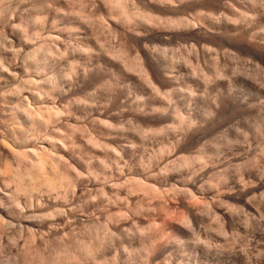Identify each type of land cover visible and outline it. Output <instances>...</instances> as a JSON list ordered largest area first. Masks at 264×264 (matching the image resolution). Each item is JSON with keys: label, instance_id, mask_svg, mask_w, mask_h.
<instances>
[{"label": "rangeland", "instance_id": "374dc122", "mask_svg": "<svg viewBox=\"0 0 264 264\" xmlns=\"http://www.w3.org/2000/svg\"><path fill=\"white\" fill-rule=\"evenodd\" d=\"M4 1L0 2V61L1 64L6 65V67L3 65V68L5 67L3 69L4 71H7L9 68V72L10 70L11 72L13 71L14 75L16 76H13L12 74L13 78L9 79L10 81H8V79L4 80L5 78L2 77L0 79V118L6 115L7 122L4 117L3 119H5L4 122L8 125L11 124L12 126H17L19 122V126L23 124L20 127L25 128L26 134H32H30V136L28 135L29 138H35V140L33 138L30 139L32 143H37V141L39 143L40 139L44 137L43 139L45 140V138L47 137L49 138L48 142L50 144L54 143L55 147H60H57V149L55 150H58L59 148L60 151V149L62 148L61 151L65 149L67 152L63 150L61 153V151H54V148L49 149V153H53V156L54 153L57 156L59 154L62 155H59L61 158L59 156L58 157L60 159L59 165L62 164L60 165V167L62 168H60V170L64 171L60 172L64 173V176L61 179L62 181H59V183H57L53 187V189L48 192H24L25 194H18L16 192L14 194L16 186H18L19 182L18 180H15V182L17 181V183L14 184V182H11L14 181L11 178L16 175L21 176V172L24 176V170L26 169L25 167L29 165V159L27 160L29 155H26V153H24L26 157L28 156L26 158L23 156V153V155L20 154L19 158L21 157L20 159H23V161L17 159L19 163L17 160H15L16 158L13 157L14 154L12 155L11 153L6 154V157L4 159H7L5 161L0 159V205L1 203H4V207L6 208L8 206L7 208H10L11 210L15 207L19 208V212L15 214H10V212L8 211L11 217L7 215L8 217L2 216L0 218V264H70V262L71 264H245V262L246 264H264V217L261 218L260 216L255 215L257 217V222H253L251 226L245 223L244 226V222H242L244 217H242V220L237 224L235 220L237 221L238 217L233 216V213L236 216L239 214V212L234 211V209L241 205V202H239L238 200L240 191L237 190V188L241 190L243 188V183L241 182L246 181L248 185L244 183V186H250L252 180L255 184V181L260 182H258L259 184L257 183L256 186L254 185L255 187L251 188V193H249L245 198L250 200L254 199L253 201H255V198H257L256 200L259 199V201H262L261 205L260 203H258V207L260 208L259 211L264 212V0H240L243 1L242 3L239 0H167V2L166 0H163L162 2H160L161 0H109V2L108 0H12L14 2H11L10 0ZM119 2L121 3L119 4ZM2 3L3 5H1ZM34 5H37L38 9H36L37 6ZM173 5L176 6L174 7ZM125 6L129 8L126 9L124 8ZM123 9H125L126 11H123ZM25 10H27L26 12L28 13H26ZM109 10L110 13L113 12L111 13L113 14V16L109 13ZM140 12L144 13H142L141 15ZM144 14L146 15L144 16ZM35 15L39 16L40 18H37V16L36 18L33 17ZM147 15H151V18H154L153 20L155 21H153L150 17L148 18ZM42 17L44 18L42 19ZM83 17H85V19H83ZM34 19L35 21H33ZM170 19L172 20L170 21ZM200 19H202L203 21ZM36 20L37 22L39 20V22L36 23ZM175 21L177 23H175ZM182 21L183 23H181ZM171 23L174 25H171ZM14 24L17 27H14ZM35 24L37 25L35 26ZM10 26H13L14 29L13 27L10 28ZM21 26L23 27L21 28ZM248 26H250V28H247ZM59 28L62 29L60 30ZM12 29L13 34L10 33ZM37 29H42L43 31H38ZM243 29L244 31H242ZM23 32L25 36H22ZM38 32L40 35L34 34ZM136 32L138 33V35L135 34ZM161 34L168 36V40H159L158 38ZM17 35H20L19 38H21V36L22 38H28L27 40H29V43L31 42L30 44H33L34 47L37 46L36 42L38 46H40V43L42 42L41 44L44 45L41 46L42 48L40 47L41 49H38L39 47L37 46L38 55H40L39 53L41 51V53L44 54L45 57V54L50 51L48 55H46L45 59L44 57L42 59L41 56L43 55H40L42 62H46L44 60L47 59L46 63H49L48 67L40 75H42V78H48V76L51 77L50 75L52 74V77L56 75L54 77V79H56L58 74V82H56L57 80L54 81V79L51 77L53 79L52 82L57 84H54V87H56L57 89H54L55 92L53 91V89H50L51 91H53L50 92V94L48 90L49 88H51L49 84L52 79H48L49 83H47V79L43 78V80L41 79V81H38V79L35 77L38 70L34 68L35 66H33L34 59H32L33 62L28 61L32 57L27 59V57L25 56L28 55H25L23 53L20 54L21 52L19 50H16L18 47L13 41L15 40V37H18ZM30 37L33 39V41ZM54 37L56 40L54 39ZM115 42L117 43V45ZM33 45L32 48H34ZM145 46H148L150 50L153 49L157 54L155 55V59L158 62L157 65H159L158 69L160 68L159 70H157L158 72L152 71L150 67L147 66L148 64L143 50L146 48L148 49V47ZM46 49L47 51H49L47 52ZM214 49H217L218 51ZM153 50L151 51L153 52ZM217 52H219V54ZM86 54H88V56ZM138 54L141 55L145 60L143 61L142 57ZM3 57L4 60H2ZM73 60H75L76 63ZM23 61L26 62L24 63V65H22ZM69 63L71 65L72 63L76 64L73 65L76 68H74L75 73L72 69L70 70V68L72 67H70ZM163 63L165 66L169 65L164 68L166 71H164L163 69V67H165ZM77 64L79 65L78 68ZM141 64L143 65V67L141 66ZM144 64H146V66L149 68L144 67ZM25 65H29L28 71L32 77H30V75L28 74V67L26 68V70L24 69ZM30 66L32 67L31 69ZM85 67L87 68L88 72L86 71ZM168 67H170L171 71ZM33 68L36 70L34 71ZM144 69H147L152 75L150 74L149 77L147 74H145L147 72H142L144 71ZM168 72H170L169 75H172L169 76ZM24 73H26L25 75L27 79H31L30 81L32 83L30 81H28L27 83L25 82L27 79L24 80ZM143 73L145 74V77H142ZM62 74L64 75V77H62ZM60 75L62 78L61 80ZM146 76L147 78H149L146 79ZM70 78L73 80L71 81ZM150 78L152 80L149 81ZM33 79L38 82H34ZM33 82L35 84L34 87L32 85ZM2 83H4V88L2 87ZM13 85H15V88H13ZM47 85H49V88H47ZM23 86L26 88H24ZM27 86H31L32 88H28ZM3 89L7 91H3ZM14 89H16L18 92ZM159 89L160 91L158 92ZM19 90H22L21 94L23 95L19 93ZM26 90L29 92H33L36 90L37 93H40L38 95L42 96H38L35 91V93L30 92L31 96L34 94L39 98L37 97V99H35V96L33 98L31 96L23 97L25 96L24 92ZM237 91H239V93ZM14 92H16V94H14ZM27 93L28 92H25V94ZM54 93H56V95ZM3 95L6 98H4ZM9 95L11 99L9 98ZM166 97L167 99H165ZM2 98L3 102H1ZM74 98L78 99L75 100ZM4 99L8 100H6L5 102ZM12 99H14V102L12 101ZM23 101H25L26 103H24ZM208 101L211 102L209 103ZM20 102L24 103L22 104L24 107L25 104H28L26 105L27 110L28 107L35 110L34 111L33 109H29V111L32 112H29L30 114H32V119L30 120L31 123L33 122L31 124L32 126L29 125L30 121L28 122L29 124L27 123L30 127H28L26 123H23L21 119L19 120L15 116H13L14 111L15 113L17 112L14 105H16V103L21 104ZM209 104L212 105L210 106ZM218 104L220 106H217ZM41 105H45L47 107L44 106V108ZM37 106H41V114L42 112L44 114L43 116L40 114V116L46 118L42 120L38 115V117L43 122H39L40 119L37 120L38 118L36 115L39 112V109L37 110ZM9 110L12 112H7ZM36 110L37 113H35ZM181 111L182 113H180ZM215 111L216 113H214ZM33 112L35 113V118L37 119L33 118ZM56 113L58 114V116ZM71 115L72 118L70 117ZM209 115L211 116L210 118L208 117ZM10 116L13 118H11ZM183 116L185 117V119L187 118L186 120H184L188 125L183 120ZM205 116L207 118H205ZM54 117L58 120L55 121ZM78 118L81 120H79ZM48 120L51 122H49ZM206 120L207 122H205ZM57 122H59V124ZM238 122H240V124ZM173 123L175 124V127ZM37 125H39V127H37ZM192 126L194 127L193 129H191ZM56 128L58 131H54ZM72 128L74 129L72 130ZM39 135L42 136L39 137ZM243 138H245L244 140L248 139L246 140L247 142H244ZM240 142H244V144H241ZM225 144H227V146ZM54 146L52 145V147ZM169 152H171L170 154L173 153L175 155H171L172 157H168L170 156ZM78 154H80V156ZM56 157L54 156L55 159H57ZM187 157L189 160L186 159ZM183 158L184 161L188 160L187 162H190H184ZM256 158L259 161H257ZM210 159H213L211 160L212 162H210ZM68 161L69 164H65V162ZM200 161L202 163H200ZM22 162L23 164L20 165ZM84 162H86V164ZM7 163L8 168L11 164V167L9 169L6 168ZM255 163L256 166L254 167ZM206 164L210 165L207 166ZM251 165L252 167H250ZM88 167H90L91 170ZM180 168L183 170H181ZM237 168L239 169L238 171L236 170ZM242 168L244 171L242 170ZM249 168L253 169L251 170ZM225 169H228L229 171L226 172ZM235 170L237 173L235 172ZM18 172L20 174H18ZM93 172L96 174H93ZM197 172L200 174H198ZM220 172L224 173H222L223 176ZM192 174L194 175L192 176ZM10 175L13 176L11 177ZM95 177L98 179L96 180ZM240 177L243 178V180ZM187 178L190 180H194L188 181ZM24 180L26 179H23L22 181ZM224 180H226V183L223 182ZM102 181L104 183H102ZM105 181H108V183H106ZM184 181H188L189 183L186 184V182ZM253 182L251 185L254 184ZM28 183L30 182H27L26 185H28ZM58 184L60 186H58ZM108 184L110 185V187ZM113 184L114 186H116V188L112 186ZM200 184L201 187L199 188ZM139 186H147L148 188L146 189V191L148 192H146L143 188L144 191L142 190V193V191L139 189ZM118 187L121 188L118 190ZM132 187L134 189H132ZM179 188L182 190V192ZM185 188H189L190 190L192 189V192ZM102 189H104L106 192H104V190ZM113 189L114 191H112ZM131 189L133 190V192ZM154 189L156 191H154ZM187 190L188 192H186ZM231 190L233 192H231ZM158 191L159 194L156 193ZM219 191L221 194L219 193ZM131 192L132 194H130ZM167 192L169 193V195ZM12 194L14 195V197ZM43 194H45V196ZM161 194H163V197L161 196ZM129 195H131L133 198ZM151 195L154 196V198ZM166 195H168L169 197ZM215 195L217 197L220 196L222 199H220L219 197L218 198L222 202L220 201V203H218L219 200L217 201ZM158 196L161 198H159ZM195 196L197 199L195 198ZM7 197L12 198V200ZM29 197L33 199L32 204H30L31 202L29 203V201H31ZM203 197L204 199H202ZM94 198L95 201H91ZM118 198L120 199L118 200ZM260 198H263V200H261ZM151 199L154 200L152 201ZM193 199H196L198 203ZM158 200H160L161 203ZM81 201L83 202V204ZM151 201L152 203H150ZM162 201L165 202L163 203ZM173 201L175 203L172 204ZM167 203H171L172 205H168ZM216 203L217 205L223 204L222 208L226 207L225 211L227 212L231 211V208L233 207L231 211L232 213H229L232 214L234 219L225 218V216L220 212L221 207L218 206V208H215ZM229 203L231 204V206ZM234 203L238 204L235 205ZM38 204L39 207H41L36 210ZM62 204L65 205L63 211L61 208H63L64 205L62 206ZM79 205H83V208ZM162 205H165V207H163ZM167 205L169 207H167ZM147 207L150 208L148 209ZM161 207H163L164 210L160 209ZM190 207L192 209H190ZM68 208L74 209L70 210ZM77 208L79 209L78 213L80 214V218L75 217L72 213V210L77 212ZM56 209L60 210L57 211ZM82 209L84 210V212L81 211ZM165 209L168 210L167 214L162 212H166ZM69 210L71 213H69ZM191 210L196 214V218H192L191 215H189ZM60 211H65L66 214L61 213ZM246 212L245 214L247 216H252V212L248 210ZM183 217L187 218L186 220H188V223H183L181 221L184 220L185 222V218L183 219ZM188 217L190 219H188ZM219 217L222 218V221H218V219H220ZM224 220L227 222H225ZM261 220L263 221V223ZM219 222H221L222 224H220ZM223 223H225L224 229H222ZM240 223L242 225H239ZM253 225L255 227L257 226V229L253 227ZM51 227H53V229ZM220 228L222 230H220ZM223 230L225 231V234L222 232ZM34 232L36 236L33 237ZM44 232H47L48 234ZM63 234H65V236ZM245 236L248 238H246ZM237 240H239L238 243ZM92 247L95 251L92 249ZM90 249L93 251H91ZM83 250H88L89 252L91 251V253H89L88 251L86 253L84 251L88 256L87 259L86 255H84L83 253ZM241 251L245 254H241ZM237 252L240 253L238 254ZM232 254H237L236 256L239 259H237V257L233 256ZM240 255L241 257H239ZM260 258H262L261 262L256 260H260Z\"/></svg>", "mask_w": 264, "mask_h": 264}, {"label": "bare ground", "instance_id": "6f19581e", "mask_svg": "<svg viewBox=\"0 0 264 264\" xmlns=\"http://www.w3.org/2000/svg\"><path fill=\"white\" fill-rule=\"evenodd\" d=\"M1 1H4V0H0V2H1ZM10 1H11V2H14V1H12V0H10ZM17 1H18V0H17ZM23 1H24V0H23ZM30 1H31V0H30ZM41 1H42V0H41ZM124 1H125V0H124ZM130 1H131V0H130ZM159 1H160V0H159ZM162 1H163V0H161L160 2H162ZM174 1H175V0H174ZM184 1H185V0H184ZM239 1H240V0H239ZM246 1H247V0H246ZM4 2H5V1H4ZM108 2H109V0H108ZM113 2H114V1H113ZM154 2H155V1H154ZM166 2H167V0H166ZM171 2H172V1H171ZM171 2H169V3H171ZM240 2L242 3L243 1H240ZM240 2H239V3H240ZM254 2H255V1H254ZM42 3H43V2H42ZM110 3H111V2H110ZM120 3H121V2H119V4H120ZM135 3H136V2H135ZM158 3H159V2H158ZM178 3H179V2H178ZM251 3H253V2H251ZM12 4H13V3H12ZM67 4H68V3H67ZM103 4H104V3H103ZM119 4H116V5H119ZM172 4H175V3H172ZM248 4H249V3H248ZM254 4H255V3H254ZM1 5H3V3H2ZM22 5H23V4H22ZM38 5H39V4H38ZM91 5H92V4H91ZM135 5H136V4H135ZM135 5H134V6H135ZM242 5H243V4H242ZM252 5H253V4H252ZM31 6H32V5H31ZM34 6H37V5H34ZM52 6H53V5H52ZM128 6H129V5H128ZM132 6H133V5H132ZM138 6H139V5H138ZM162 6H163V5H162ZM173 6L175 7L176 5H173ZM231 6H232V5H231ZM19 7H20V6H19ZM21 7H23V6H21ZM111 7H112V6H111ZM114 7H115V6H114ZM116 7H117V6H116ZM129 7H130V6H129ZM129 7H128V8H129ZM10 8H11V7H10ZM30 8H31V7H30ZM33 8H35V7H33ZM47 8H48V7H47ZM47 8H46V9H47ZM118 8H120V7H118ZM124 8L128 9L126 6H125ZM36 9H38V6H37ZM36 9H34V10H36ZM41 9H42V8H41ZM61 9H62V8H61ZM106 9H107V8H106ZM110 9H111V8H110ZM132 9H133V8H132ZM134 9H135V8H134ZM137 9H138V8H137ZM170 9H171V8H170ZM2 10H3V9H2ZM17 10H18V9H17ZM34 10H33V12H34ZM39 10H40V9H39ZM47 10H48V9H47ZM50 10H51V9H50ZM58 10H59V9H58ZM129 10H130V9H129ZM139 10H140V8H139ZM146 10H147V9H146ZM157 10H158V9H157ZM0 11H1V10H0ZM26 11H27V10H25V12H26ZM61 11H63V10H61ZM105 11H106V10H105ZM112 11H113V10H112ZM117 11H118V10H117ZM123 11H126V10L123 9ZM123 11H122V12H123ZM166 11H167V10H166ZM23 12H24V11H23ZM33 12H31V13H33ZM144 12H145V10H144ZM144 12H140L141 15H142V13H144ZM17 13H18V12H17ZM26 13H28V12H26ZM29 13H30V12H29ZM66 13H67V12H66ZM109 13H110V10H109ZM111 13H113V12H111ZM111 13H110V14H111ZM130 13H131V12H130ZM134 13H136V12H134ZM140 13H138V14H140ZM153 13H154V12H153ZM224 13H225V12H224ZM8 14H9V13H8ZM13 14H14V13H13ZM35 14H36V13H35ZM39 14H40V13H39ZM56 14H57V13H56ZM119 14H120V13H119ZM122 14H125V13H122ZM148 14H149V13H148ZM37 15H38V14H37ZM37 15H35V16H33V17L36 18ZM111 15L113 16V14H111ZM111 15H110V17H111ZM120 15H121V14H120ZM141 15H140V16H141ZM145 15H146V14H144V16H145ZM21 16H22V15H21ZM28 16H29V15H28ZM130 16H131V15H130ZM137 16H138V15H137ZM147 16H148V18H149V17H150V18L152 17L151 15H147ZM156 16H157V15H156ZM184 16H185V15H184ZM213 16H214V15H213ZM3 17H4V16H3ZM86 17H87V16H86ZM138 17H139V16H138ZM210 17H211V16H210ZM20 18H21V17H20ZM31 18H32V17H31ZM37 18H40V17L37 16ZM43 18H44V17H42V19H43ZM127 18H128V17H127ZM145 18H147V17H145ZM160 18H161V17H160ZM180 18H181V17H180ZM184 18H185V17H184ZM199 18H200V17H199ZM221 18H222V17H221ZM2 19H3V18H2ZM83 19H85V17H83ZM98 19H99V18H98ZM111 19H112V18H111ZM111 19H110V20H111ZM134 19H135V17H134ZM151 19H152V18H151ZM153 19H154V18H153ZM153 19H152V20H153ZM158 19H159V18H158ZM195 19H196V18H195ZM197 19H198V18H197ZM203 19H205V18H203ZM218 19H219V18H218ZM225 19H226V17H225ZM54 20H55V19H54ZM100 20H101V19H100ZM121 20H122V19H121ZM156 20H157V19H156ZM165 20H166V19H165ZM171 20H172V19H170V21H171ZM178 20H180V19H178ZM200 20H202V19H200ZM12 21H13V20H12ZM21 21H22V19H21ZM33 21H35V19H34ZM101 21H102V20H101ZM144 21H145V20H144ZM149 21H150V19H149ZM153 21H155V20H153ZM159 21H160V20H159ZM170 21H169V22H170ZM176 21H177V20H176ZM176 21H175V23H177ZM183 21H184V20H183ZM183 21H182L181 23H183ZM188 21H189V20H188ZM198 21H199V20H198ZM202 21H203V20H202ZM217 21H218V20H217ZM13 22H14V21H13ZM15 22H16V21H15ZM38 22H39V20H38ZM38 22H37V20H36V23H38ZM85 22H86V21H85ZM90 22H91V20H90ZM116 22H117V21H116ZM118 22H120V21H118ZM131 22H132V20H131ZM133 22H134V21H133ZM162 22H163V21H162ZM162 22H161V23H162ZM172 22H173V21H172ZM178 22H179V21H178ZM199 22H200V21H199ZM220 22H221V21H220ZM232 22H233V21H232ZM232 22H231V23H232ZM1 23H2V22H1ZM11 23H12V22H11ZM86 23H87V22H86ZM106 23H107V22H106ZM114 23H115V22H114ZM154 23H155V22H154ZM158 23H159V22H158ZM167 23H168V22H167ZM181 23H180V24H181ZM188 23H189V22H188ZM195 23H196V22H195ZM202 23H203V22H202ZM214 23H215V22H214ZM239 23H240V22H239ZM17 24H18V23H17ZM19 24H20V23H19ZM21 24H22V22H21ZM115 24H116V23H115ZM117 24H118V23H117ZM123 24H124V23H123ZM128 24H129V23H128ZM138 24H139V23H138ZM221 24H222V23H221ZM12 25H13V24H12ZM23 25H24V24H23ZM33 25H34V24H33ZM36 25H37V24H35V26H36ZM96 25H97V24H96ZM96 25H95V26H96ZM133 25H134V24H133ZM151 25H153V24H151ZM159 25H160V24H159ZM159 25H158V26H159ZM171 25H174V24L171 23ZM182 25H183V24H182ZM209 25H210V24H209ZM218 25H219V24H218ZM231 25H232V24H231ZM231 25H230V26H231ZM237 25H239V24H237ZM237 25H236V26H237ZM120 26H121V25H120ZM127 26H128V25H127ZM129 26H131V25H129ZM149 26H150V25H149ZM166 26H167V25H166ZM168 26H169V25H168ZM185 26H186V25H185ZM193 26H194V25H193ZM12 27H13V26H12ZM12 27L10 26V28H12ZM14 27H17V26H15V24H14ZM14 27H13V29H14ZM22 27H23V26H21V28H22ZM41 27H42V26H41ZM54 27H55V26H54ZM125 27H126V26H125ZM136 27H137V25H136ZM141 27H142V26H141ZM178 27H179V26H178ZM183 27H184V26H183ZM196 27H197V26H196ZM201 27H202V26H201ZM243 27H244V26H243ZM27 28H28V27H27ZM35 28H36V27H35ZM39 28H40V27H39ZM42 28H43V27H42ZM50 28H51V27H50ZM70 28H72V27H70ZM91 28H92V27H91ZM150 28H151V27H150ZM155 28H156V27H155ZM167 28H168V27H167ZM167 28H166V29H167ZM192 28H193V27H192ZM192 28H191V29H192ZM220 28H221V27H220ZM220 28H219V29H220ZM227 28H228V26H227ZM227 28H226V29H227ZM237 28H238V27H237ZM237 28H236V29H237ZM239 28H240V26H239ZM247 28H250V26H248ZM13 29H12V31L10 32L11 34H13ZM17 29H18V28H17ZM59 29H60V28H59ZM61 29H62V28H61ZM61 29H60V30H61ZM111 29H112V28H111ZM182 29H183V28H182ZM193 29H194V28H193ZM224 29H225V28H224ZM23 30H24V29H23ZM25 30H26V29H25ZM27 30H28V29H27ZM37 30L40 31V30H42V29H40V30L37 29ZM37 30H36V32H37ZM44 30H45V29H44ZM57 30H58V29H57ZM77 30H78V29H77ZM178 30H180V29H178ZM231 30H232V28H231ZM240 30H241V29H240ZM240 30H239V31H240ZM246 30H247V29H246ZM15 31H16V30H15ZM18 31H19V30H18ZM18 31H17V32H18ZM42 31H43V30H42ZM71 31H72V30H71ZM73 31H74V30H73ZM92 31H93V30H92ZM98 31H99V30H98ZM126 31H127V30H126ZM130 31H131V28H130ZM173 31H174V30H173ZM173 31H172V32H173ZM211 31H212V30H211ZM239 31H238V32H239ZM242 31H244V29H243ZM259 31H260V30H259ZM34 32H35V31H34ZM44 32H45V31H44ZM50 32H51V31H50ZM104 32H105V31H104ZM116 32H117V31H116ZM141 32H143V31H141ZM149 32H150V31H149ZM169 32H170V31H169ZM228 32H229V31H228ZM52 33H53V32H52ZM63 33H64V32H63ZM63 33H62V34H63ZM81 33H82V31H81ZM133 33H134V32H133ZM233 33H234V32H233ZM233 33H232V34H233ZM236 33H237V31H236ZM18 34H20V33H18ZM34 34H37V35H38L39 32H38V33H34ZM41 34H43V33H41ZM50 34H51V33H50ZM110 34H111V33H110ZM115 34H116V33H115ZM135 34L138 35L137 32H136ZM143 34H144V33H143ZM143 34H141V35H143ZM146 34H147V33H146ZM148 34H149V33H148ZM229 34H230V33H229ZM23 35H24V32H23L22 36H23ZM27 35H28V33H27ZM39 35H40V34H39ZM48 35H49V34H48ZM117 35H118V33H117ZM263 35H264V34H263ZM17 36H18V37H15V40L13 41V42L16 43V45H17V47H18L16 50H19V51L21 52V53L19 52L20 54L23 53V54H25V55H28L29 57H28V56H25V57H27V59H29V58L32 57V58H31L30 60H28V61L33 62L32 59H34L33 66H35L34 68H36V69L38 70L37 74L35 73V74H36L35 77L38 79V81H41V79L43 80V78H45V79H47V80H46L47 83H49V82H48V81H49L48 79H52V78L54 79V77H55L56 75H54V77H52V74H51L50 76H51L52 78L49 77V76H48V78H46V77H43V78H42V77H41L42 75H40V74H41V73H42V72L48 67V64H49V63H46V62H47V59L44 60V61H46V62H42V59H43V57H44V54H42L40 50H39V51H40L39 54H40V55H43V56H41L42 59L40 58V55H38V53H37V50H38V49H41V48H42L41 46H43L44 44L42 45V44H41L42 42H41V43H40V46H38V44H37V42H36V45L39 47V48L37 49V46L34 47L33 44H30L31 42L29 43V40H27L28 38H24V37L22 38V36H21V38H19L20 35H17ZM24 36H25V35H24ZM30 36H31V35H30ZM50 36H51V35H50ZM50 36H49V37H50ZM76 36H77V35H76ZM76 36H75V37H76ZM101 36H102V35H101ZM107 36H108V35H107ZM147 36H148V35H147ZM28 37H29V36H28ZM33 37H34V35H33ZM36 37H38V36H36ZM36 37H35V38H36ZM40 37H41V36H40ZM49 37H48V38H49ZM69 37H70V36H69ZM252 37H253V36H252ZM30 38H31V37H30ZM44 38H45V37H44ZM48 38H47V39H48ZM52 38H53V37H52ZM52 38H51V39H52ZM96 38H97V37H96ZM157 38H158V37H157ZM233 38H234V37H233ZM12 39H13V38H12ZM31 39H32V38H31ZM38 39H39V38H38ZM54 39H55V37H54ZM54 39H53V40H54ZM60 39H61V38H60ZM158 39L161 40V41H167V40H168V36L161 34V35L159 36ZM259 39H260V38H259ZM5 40H6V39H5ZM34 40H35V39H34ZM45 40H46V39H45ZM55 40H56V39H55ZM58 40H59V39H58ZM110 40H111V39H110ZM117 40H118V39H117ZM9 41H10V40H9ZM11 41H12V40H11ZM32 41H33V39H32ZM37 41H38V40H37ZM58 42H59V41H58ZM106 42H107V41H106ZM4 43H5V42H4ZM10 43H11V42H10ZM15 43H14V44H15ZM32 43H33V42H32ZM34 43H35V42H34ZM110 43H111V42H110ZM112 43H113V42H112ZM115 43H116V42H115ZM6 44H7V43H6ZM65 44H66V43H65ZM99 44H100V43H99ZM118 44H119V42H118ZM7 45H8V44H7ZM10 45H11V44H10ZM12 45H13V44H12ZM32 45H33L34 48H32ZM54 45H55V44H54ZM100 45H101V44H100ZM116 45H117V43H116ZM207 45H208V44H207ZM13 46H15V45H13ZM13 46H11V47H13ZM123 46H124V45H123ZM163 46H164V45H163ZM15 47H16V46H15ZM40 47H41V48H40ZM49 47H50V46H49ZM57 47H58V46H57ZM145 47H148V46H145ZM150 47H151V45H150ZM156 47H157V46H156ZM182 47H183V46H182ZM3 48H4V46H3ZM45 48H46V47H45ZM60 48H61V47H60ZM100 48H101V47H100ZM137 48H138V47H137ZM49 49H50V48H49ZM69 49H70V48H69ZM76 49H77V48H76ZM76 49H75V50H76ZM156 49H157V48H156ZM43 50H45V49H43ZM43 50H42V51H43ZM50 50H51V49H50ZM52 50H53V49H52ZM87 50H89V49H87ZM106 50H107V49H106ZM118 50H119V49H118ZM151 50H153V49H151ZM151 50H150V48L148 47V49L146 48V49H144L143 51H144V54H145V58H146V60H147V64H148L147 66H149L150 69H151L152 71L155 72V71L159 70L160 68L158 69V66H159V65H157L158 62H157V60L155 59V57H156L155 55H157V54L154 52V50H153V52H152ZM209 50H210V48H209ZM214 50H217V49H214ZM1 51H2V50H1ZM9 51H10V49H9ZM11 51H12V50H11ZM39 51H38V52H39ZM46 51H47V49H46ZM48 51H49V50H48ZM48 51H47V52H48ZM72 51H74V50H72ZM159 51H160V48H159ZM159 51H158V52H159ZM204 51H205V50H204ZM217 51H218V50H217ZM227 51H228V50H227ZM5 52H6V50H5ZM15 52H16V51H15ZM49 52H50V51H49ZM49 52H48V53H49ZM60 52H61V51H60ZM83 52H84V51H83ZM86 52H87V51H86ZM93 52H94V51H93ZM113 52H114V51H113ZM113 52H112V53H113ZM138 52H139V51H138ZM209 52H211V51H209ZM209 52H208V53H209ZM2 53H3V52H2ZM10 53H12V52H10ZM48 53L45 54V57H46V55H48ZM118 53H119V52H118ZM122 53H123V52H122ZM163 53H164V51H163ZM217 53L219 54V52H217ZM230 53H231V52H230ZM0 54H1V53H0ZM6 54H7V52H6ZM51 54H52V53H51ZM58 54H59V53H58ZM66 54H68V53H66ZM66 54H65V55H66ZM106 54H108V53H106ZM165 54H166V53H165ZM212 54H213V53H212ZM218 54H217V55H218ZM16 55H17V54H16ZM18 55H19V54H18ZM49 55H50V54H49ZM52 55H53V54H52ZM86 55L88 56V54H86ZM100 55H101V54H100ZM112 55H113V54H112ZM121 55H123V54H121ZM138 55H139V54H138ZM138 55H137V56H138ZM159 55H160V54H159ZM217 55H216V56H217ZM227 55H228V54H227ZM237 55H239V54H237ZM13 56H14V54H13ZM19 56H20V55H19ZM38 56H39V57H38ZM79 56H80V55H79ZM96 56H97V55H96ZM125 56H126V54H125ZM139 56H141V55H139ZM165 56H166V55H165ZM206 56H207V55H206ZM211 56H212V55H211ZM216 56H215V57H216ZM45 57H44V59H45ZM83 57H84V56H83ZM90 57H91V56H90ZM118 57H119V56H118ZM141 57H142V56H141ZM157 57H158V56H157ZM218 57H219V56H218ZM233 57H234V56H233ZM237 57H238V56H237ZM13 58H15V57H13ZM18 58H19V57H18ZM18 58H17V59H18ZM23 58H24V57H23ZM50 58H51V57H50ZM50 58H49V59H50ZM97 58H98V57H97ZM106 58H108V57H106ZM139 58H140V57H139ZM162 58H163V57H162ZM210 58H212V57H210ZM213 58H214V57H213ZM241 58H242V57H241ZM10 59H11V58H10ZM55 59H56V58H55ZM142 59H143V57H142ZM157 59H158V58H157ZM250 59H251V58H250ZM2 60H4V57L2 58ZM121 60H122V59H121ZM144 60H145V59H143V61H144ZM158 60H159V59H158ZM217 60H218V59H217ZM12 61H13V60H12ZM26 61H27V60H26ZM28 61H27V62H28ZM55 61H56V60H55ZM73 61H75V60H73ZM89 61H90V60H89ZM99 61H100V58H99ZM141 61H142V60H141ZM228 61H229V60H228ZM3 62H5V61H3ZM17 62H18V61H17ZM91 62H92V61H91ZM106 62H107V61H106ZM121 62H122V61H121ZM123 62H124V61H123ZM139 62H140V61H139ZM159 62H160V61H159ZM231 62H232V61H231ZM24 63H26V62L23 61V64H22V65H24ZM70 63H71V62H70ZM70 63H69V64H70ZM75 63H76V61H75ZM77 63H78V62H77ZM79 63H80V62H79ZM87 63H88V62H87ZM136 63H137V62H136ZM142 63H145V62H142ZM160 63H161V62H160ZM17 64H18V63H17ZM27 64H28V63H27ZM30 64H32V63H30ZM30 64H29V65H30ZM107 64H108V63H107ZM126 64H127V63H126ZM128 64H129V63H128ZM131 64H132V63H131ZM168 64H169V63H168ZM171 64H172V63H171ZM246 64H247V63H246ZM246 64H245V65H246ZM3 65H4V64H1V61H0V79H1V77H2V78H5L4 80L8 79V81H10L9 79L13 78V77H12V74H13V76H16V75H14V72H13V71L11 72V70H10V72H9V68H8L7 71H4L3 69L6 67V65H4V66H5L4 68H3ZM11 65H12V64H11ZM13 65H14V64H13ZM22 65H21V66H22ZM29 65H28V66L25 65V68H24V69L26 70V68L28 67V68H27V71H28V69H29ZM53 65H54V64H53ZM73 65H76V64H73V63H72V65L70 64V67H72V68H70V70L72 69L73 72H74V68H75V66H73ZM109 65H110V64H109ZM163 65H164V63H163ZM252 65H253V64H252ZM21 66H20V67H21ZM100 66H101V65H100ZM141 66L143 67L142 64H141ZM147 66H146V64H144V67H147ZM164 66H165V65H164ZM167 66H169V65H167ZM167 66L163 67V69L166 68ZM170 66H171V65H170ZM258 66H259V65H258ZM12 67H13V66H12ZM22 67H23V66H22ZM22 67H21V69H22ZM78 67H79V65L77 64V68H78ZM131 67H133V66H131ZM149 67H147V68H149ZM248 67H249V66H248ZM261 67H262V66H261ZM1 68H2V70H1ZM16 68H17V67H16ZM31 68H32V67L30 66V69H31ZM34 68H33V69H34ZM80 68H81V66H80ZM85 68H86V67H85ZM89 68H90V66H89ZM94 68H95V67H94ZM100 68H101V67H100ZM125 68H127V67H125ZM168 68L170 69V67H168ZM11 69H12V68H11ZM21 69H20V70H21ZM36 69H34V71H35ZM49 69H50V68H49ZM75 69H76V68H75ZM108 69H109V68H108ZM108 69H107V70H108ZM173 69H174V68H173ZM260 69H261V68H260ZM22 70H23V69H22ZM84 70H85V69H84ZM89 70H90V69H89ZM92 70H93V69H92ZM96 70H97V69H96ZM128 70H129V69H128ZM128 70H127V71H128ZM141 70H142V69H141ZM146 70H147V69H144V71H142V72H144V73L147 72V73H145V74H147V75L150 77V74H151V73H150L148 70H147V71H146ZM246 70H247V69H246ZM40 71H41V72H40ZM86 71H87V68H86ZM108 71H109V70H108ZM164 71H166V70L164 69ZM164 71H163V72H164ZM168 71H169V70H168ZM170 71H171V69H170ZM24 72H26V71H24ZM46 72H47V71H46ZM60 72H61V71H60ZM68 72H69V71H68ZM76 72H77V71H76ZM87 72H88V71H87ZM136 72H137V71H136ZM157 72H158V71H157ZM18 73H19V72H18ZM18 73H17V74H18ZM50 73H51V72H50ZM70 73H71V72H70ZM74 73H75V72H74ZM84 73H85V71H84ZM127 73H128V72H127ZM134 73H135V72H134ZM139 73H140V72H139ZM144 73H143L142 77H143V76L145 77V74H144ZM148 73H149V74H148ZM169 73H170V72H168V75H169ZM25 74H26V73H24V76H25L24 80L27 79ZM28 74L30 75L29 71H28ZM28 74H27V76H28ZM65 74H66V73H65ZM77 74H78V73H77ZM128 74H129V73H128ZM155 74H156V73H155ZM232 74H233V73H232ZM235 74H236V73H235ZM44 75H45V74H44ZM44 75H43V76H44ZM62 75H63V74H62ZM70 75H71V74H70ZM101 75H102V74H101ZM125 75H126V74H125ZM140 75H141V74H140ZM151 75H152V74H151ZM163 75H164V74H163ZM171 75H172V74H171ZM171 75H169V76H171ZM24 76H23V77H24ZM67 76H68V74H67ZM173 76H174V75H173ZM233 76H234V75H233ZM19 77H20V76H19ZM30 77H32V76L30 75ZM35 77H34V78H35ZM57 77H58V74H57ZM57 77H56V79H54V81L57 80V79L59 78V77H58V78H57ZM62 77H64V75H63ZM69 77H70V76H69ZM123 77H124V75H123ZM125 77H126V76H125ZM139 77H140V76H139ZM149 77H148V78H149ZM240 77H241V76H240ZM243 77H244V75H243ZM247 77H248V75H247ZM78 78H79V77H78ZM148 78H147V76H146V79H148ZM151 78H152V77H151ZM151 78L149 79V81L152 80ZM171 78H172V77H171ZM249 78H250V77H249ZM53 79L50 81V84H49L51 88H49V85H47V86H48L47 88H49V89H48V90H49V93H50V92H53L54 89L57 90L56 87H54V86H55L54 84H56V83H53V82H52ZM61 79H62V78H61V75H60V80H61ZM112 79H113V78H112ZM125 79H126V78H125ZM13 80H14V79H13ZM17 80H18V79H17ZM24 80H23V81H24ZM30 80H31V79L28 78L25 82L27 83V82L30 81ZM58 80H59V79H58ZM58 80H57L56 82H58ZM65 80H66V79H65ZM70 80L72 81L73 79L70 78ZM140 80H141V79H140ZM144 80H145V79H144ZM229 80H230V78H229ZM33 81L36 82V83L38 82V81H36L35 79H33ZM46 81H45V82H46ZM71 81H70V82H71ZM147 81H148V80H147ZM235 81H236V80H235ZM1 82H2V81H1ZM3 82H4V81H3ZM18 82H19V81H18ZM30 82H31V81H30ZM34 82H33V84H32L33 87H34V85H35ZM43 82H44V81H43ZM4 83H5V82H4ZM4 83H2V87H3V88H4V86H3ZM16 83H17V82H16ZM31 83H32V82H31ZM39 83H40V82H39ZM61 83H62V82H61ZM61 83H60V84H61ZM63 83H64V81H63ZM129 83H130V82H129ZM151 83H152V81H151ZM8 84H9V83H8ZM19 84H21V83H19ZM58 84H59V83H58ZM154 84H155V83H154ZM229 84H230V83H229ZM28 85H29V84H28ZM56 85H57V84H56ZM68 85H69V84H68ZM152 85H153V83H152ZM231 85H232V84H231ZM6 86H7V85H6ZM13 86H14L13 88H15V85H13ZM24 86H25V85H24ZM24 86H23V87H24ZM45 86H46V85H45ZM0 87H1V86H0ZM8 87H12V86H8ZM17 87H18V84H17ZM17 87H16V88H17ZM27 87H28V86H27ZM29 87L32 88L31 86H29ZM29 87H28V88H29ZM68 87H69V86H68ZM149 87H151V86H149ZM158 87H159V86H158ZM228 87H229V86H228ZM240 87H241V86H240ZM19 88H20V87H19ZM24 88H26V87H24ZM154 88H155V87H154ZM154 88H153V90H154ZM156 88H157V87H156ZM8 89H9V88H8ZM17 89H18V88H17ZM37 89H38V88H37ZM37 89H36V90H37ZM39 89H40V88H39ZM50 89H51V90L53 89V91H51ZM109 89H110V88H109ZM227 89H228V88H227ZM237 89H238V87H237ZM11 90H12V89H11ZM14 90H16V89H14ZM28 90H29V89H28ZM36 90H35V91H36ZM72 90H73V88H72ZM72 90H70V91H72ZM150 90H151V89H150ZM3 91H7V90H4V89H3ZM12 91H13V90H12ZM16 91H17V90H16ZM19 91H20V90H19ZM23 91H24V90H23ZM35 91H33V92L30 91V92H31V93H35ZM159 91H160V89L158 90V92H159ZM208 91H209V90H208ZM208 91H207V92H208ZM220 91H221V89H220ZM229 91H230V89H229ZM17 92H18V91H17ZM21 92H22V90H21L19 93L21 94ZM25 92H28V93L25 94ZM25 92H24V95H25V96H23V97L31 96V94H30L29 91L26 90ZM54 92H55V91H54ZM67 92H68V91H67ZM116 92H117V91H116ZM213 92H214V91H213ZM237 92L239 93V91H237ZM246 92H247V91H246ZM19 93H18V94H19ZM36 93H37V91H36ZM170 93H171V92H170ZM211 93H212V92H211ZM227 93H229V92H227ZM14 94H16V92H14ZM14 94H13V95H14ZM38 94H40V93L38 92L37 95H38ZM50 94H51V93H50ZM54 94L56 95V93H54ZM59 94H60V93H59ZM66 94H67V93H66ZM10 95H11V93H10ZM10 95H9V98H10ZM13 95H12V96H13ZM21 95H23V94H21ZM112 95H113V94H112ZM138 95H139V94H138ZM140 95H141V94H140ZM152 95H153V94H152ZM221 95H222V93H221ZM3 96H4V95H3ZM15 96H16V95H15ZM34 96H35V97H34ZM38 96H40V95H38ZM38 96H37V97H38ZM41 96H42V95H41ZM41 96H40V97H41ZM129 96H130V95H129ZM149 96H150V95H149ZM168 96H169V95H168ZM217 96H218V95H217ZM235 96H236V93H235ZM31 97H32V98L34 97L35 99H37L36 95H34V94H33ZM52 97H53V95H52ZM61 97H62V95H61ZM63 97H64V96H63ZM131 97H132V96H131ZM218 97H219V96H218ZM218 97H217V98H218ZM225 97H226V96H225ZM240 97H241V96H240ZM4 98H6V97L4 96ZM12 98H13V97H12ZM14 98H15V97H14ZM38 98H39V97H38ZM42 98H43V97H42ZM57 98H58V97H57ZM57 98H56V99H57ZM86 98H87V97H86ZM136 98H137V97H136ZM226 98H227V97H226ZM244 98H245V97H244ZM10 99H11V98H10ZM22 99H23V98H22ZM24 99H26V98H24ZM74 99H75V98H74ZM77 99H78V98H76L75 100H77ZM81 99H82V98H81ZM165 99H167V97H166ZM240 99H241V98H240ZM2 100H3V98L1 99V102H3ZM4 100H5V99H4ZM6 100H8V99H6ZM6 100H5V102H6ZM13 100H14V99H12V101H13ZM40 100H41V98H40ZM57 100H58V99H57ZM75 100H74V101H75ZM201 100H202V99H201ZM243 100H244V99H243ZM243 100H242V101H243ZM17 101H18V100H17ZM17 101H16V102H17ZM26 101H28V100H26ZM34 101H35V100H34ZM213 101H214V100H213ZM216 101H217V100H216ZM244 101H245V100H244ZM8 102H10V101H8ZM13 102H14V101H13ZM23 102L26 103L25 101H23ZM35 102H36V101H35ZM200 102H201V101H200ZM208 102H209V101H208ZM210 102H211V101H210ZM210 102H209V103H210ZM236 102H237V101H236ZM20 103H21V102H20ZM24 103H21V104H19V103L17 104V103H16V105H14V106H15V109H16V111H17V112H16L17 114L15 113V111H14V109H13V111H14V115H13V114H11V115L15 116V117H16L17 119H19V120L21 119V121H22L23 123H26V124L30 121V124H29V123H28V124L31 125L33 122L31 123V120H30V119H32V118H31V117H32V116H31L32 114L29 113V112H31V111H29L30 107H28V110H27L26 105H28V104H25V107H26V109H25V107L22 105V104H24ZM27 103H28V102H27ZM37 103H38V102H37ZM39 103H40V102H39ZM87 103H88V102H87ZM110 103H111V102H110ZM197 103H198V102H197ZM201 103H202V102H201ZM203 103H204V102H203ZM242 103H243V102H242ZM10 104H12V103H10ZM94 104H95V103H94ZM102 104H103V103H102ZM215 104H216V103H215ZM221 104H222V103H221ZM253 104H254V103H253ZM3 105H4V104H3ZM18 105H19V106H18ZM29 105H30V104H29ZM55 105H56V104H55ZM89 105H90V104H89ZM209 105H210V104H209ZM209 105H208V106H209ZM211 105H212V104H211ZM211 105H210V106H211ZM254 105H255V104H254ZM12 106H13V105H12ZM16 106H17V108H16ZM22 106H23L24 108H23ZM41 106H42V105H41ZM41 106H40V107L37 106V107H38L37 110L39 109V112H38L39 114L37 113V110H36V112H35V113H37L36 116H37L38 119L35 118L36 116H35V113L33 112V113H34V114H33V115H34L33 118H35V119H37V120L40 119V118L38 117V115L40 116V114H41V111H42V110L40 111ZM44 106H45V105H44ZM44 106H42V107H44ZM77 106H78V105H77ZM80 106H81V105H80ZM101 106H102V105H101ZM195 106H196V105H195ZM217 106H220V105L218 104ZM252 106H253V105H252ZM256 106H257V105H256ZM3 107H4V106H3ZM45 107H47V106H45ZM45 107H44V108H45ZM89 107H90V106H89ZM212 107H213V106H212ZM249 107H250V106H249ZM50 108H51V107H50ZM57 108H58V107H57ZM68 108H69V107H68ZM90 108H91V107H90ZM153 108H154V107H153ZM188 108H189V107H188ZM198 108H199V107H198ZM216 108H217V107H216ZM254 108H255V107H254ZM32 109H33V108H32ZM32 109H30V110H32ZM52 109H53V108H52ZM73 109H74V108H73ZM201 109H202V108H201ZM212 109H213V108H212ZM217 109H218V108H217ZM2 110H3V109H2ZM2 110H1V111H2ZM11 110H12V109H11ZM33 110H34V109H33ZM162 110H163V109H162ZM3 111H4V110H3ZM5 111H6V110H5ZM34 111H35V110H34ZM210 111H211V110H210ZM210 111H208V112H210ZM7 112H10V113H11L12 111L9 110V111H7ZM48 112H49V111H48ZM58 112H59V111H58ZM176 112H177V111H176ZM211 112H212V111H211ZM4 113H5V112H4ZM31 113H32V112H31ZM44 113H45V112H44ZM88 113H89V112H88ZM100 113H101V112H100ZM180 113H182V111H181ZM206 113H207V112H206ZM206 113H205V114H206ZM214 113H216V111H215ZM51 114H52V113H51ZM56 114H57V113H56ZM56 114H55V115H56ZM80 114H81V113H80ZM91 114H92V113H91ZM102 114H103V113H102ZM177 114H178V113H177ZM211 114H212V113H211ZM230 114H231V113H230ZM258 114H259V112H258ZM41 115H42V116L44 115L43 112H42ZM166 115H167V114H166ZM199 115H200V114H199ZM206 115H207V114H206ZM213 115H214V114H213ZM0 116H1V115H0ZM2 116H3V114H2ZM42 116H40L42 120H43V119H46V118H43ZM57 116H58V114H57ZM84 116H85V115H84ZM177 116H178V115H177ZM177 116H176V118H177ZM181 116H182V115H181ZM189 116H190V115H189ZM3 117L6 119V115L3 116ZM3 117H1L2 119L0 118V159H2V160L5 161V160L7 159V158L4 159V158L6 157V154H7V153H11L12 155L14 154L13 157L16 158L15 160L18 159V160H22V161H23V159H20L21 157L19 158L20 154H22V153H23V154L26 153V155H29V157L27 156V157H28V158H27V157L25 156V154H24V155L22 154L24 157L27 158V160L29 159V162H28L29 165H28L27 167H25L26 169L24 168V169H25V170H24V172H25V173H24V176H23L22 172H21V176H19V175H18V176H17V175H16V176H13V175H12L13 178H11V179L14 180V181H11V182H14V184L17 183V181L15 182V180H18V182H19V183H18V186H16V189H15L14 194H15L16 192H17L18 194H19V193H24V192H27V193H35V192H36V193H38L39 191H40V192H41V191H43V192H44V191H45V192H48V191L52 190L53 187H54L57 183H59V181H62L61 179H62V177L64 176V175H63L64 173H62V172H64V171L60 170V168H61L60 165H62V164L59 165V160H60V159H59V157H60L59 155H61V154H59V155H58L59 157H58V156L55 155V153H54V156H55V157L57 156V157H56L57 159H55L54 156H53V153H51V154L49 153V149H51V148L53 149V148H54L53 150L57 152V151H59V148H60V147H59V146H56V147H55V146H54V145H55L54 143L50 144V143L48 142V139H49V138H47V137H46L47 139L45 138V140L43 139L44 137H43L42 139H40V140H42V141L39 140V143H38V141H37V143H34V142L32 143V141H31L30 139L33 138V137H30V138H29V136H30L31 133H30V134H26V132H25V128L23 127V128H24V129H23V128L20 127V126L23 125L22 122H21L22 125H20V126L18 125V124H20V122H19V123L17 122L18 124H17V123H13V124H17V126H14V125L12 126L11 124L8 125L7 123L4 122L5 119H3ZM10 117H11V116H10ZM59 117H60V116H59ZM70 117L72 118V115H71ZM78 117H79V116H78ZM87 117H88V116H87ZM183 117H184V116H183ZM190 117H191V116H190ZM208 117L210 118L211 116L209 115ZM11 118H13V117H11ZM16 118H15V119H16ZM49 118H50V117H49ZM54 118H55V117H54ZM76 118H77V117H76ZM197 118H198V117H197ZM205 118H207V117L205 116ZM205 118H204V119H205ZM246 118H247V117H246ZM41 119L39 120V122L42 121ZM52 119H53V118H52ZM67 119H68V118H67ZM78 119H79V118H78ZM184 119H185V117L183 118V120H184ZM186 119H187V118H186ZM186 119H185V120H186ZM213 119H214V118H213ZM9 120H10V119H9ZM19 120H17V121H19ZM56 120H58V119L55 118V121H56ZM79 120H81V119H79ZM175 120H176V119H175ZM183 120H181V121H183ZM185 120H184V121H185ZM200 120H201V119H200ZM200 120H199V121H200ZM33 121H34V120H33ZM48 121H49V120H48ZM55 121H54V122H55ZM74 121H75V120H74ZM83 121H84V120H83ZM6 122H7V119H6ZM12 122H13V120H12ZM37 122H38V121H37ZM37 122H36V123H37ZM42 122H43V121H42ZM49 122H51V121H49ZM78 122H81V121H78ZM95 122H96V121H95ZM185 122H186V121H185ZM205 122H207V120H206ZM44 123H45V122H44ZM46 123H48V122H46ZM57 123L59 124V122H57ZM181 123H183V122H181ZM238 123L240 124V122H238ZM238 123H237V124H238ZM28 124H27V126H28ZM37 124H38V123H37ZM39 124H40V123H39ZM42 124H43V123H42ZM78 124H79V123H78ZM105 124H106V123H105ZM173 124H174V123H173ZM186 124H187V122H186ZM192 124H193V123H192ZM54 125H55V124H54ZM68 125H69V124H68ZM75 125H76V124H75ZM108 125H109V124H108ZM178 125H179V124H178ZM180 125H181V124H180ZM183 125H184V124H183ZM187 125H188V124H187ZM193 125H194V124H193ZM201 125H202V123H201ZM11 126H12V127H11ZM24 126H25V125H24ZM31 126H32V125H31ZM33 126H34V125H33ZM35 126H36V124H35ZM73 126H74V125H73ZM73 126H72V127H73ZM79 126H80V125H79ZM104 126H105V125H104ZM232 126H233V125H232ZM236 126H237V125H236ZM28 127H30V126H28ZM28 127H26V128H28ZM37 127H39V125H37ZM47 127H48V126H47ZM52 127H53V125H52ZM56 127H57V126H56ZM174 127H175V124H174ZM182 127H183V126H182ZM197 127H198V126H197ZM40 128H42V127H40ZM45 128H46V127H45ZM69 128H70V127H69ZM77 128H78V127H77ZM177 128H178V127H177ZM180 128H181V127H180ZM190 128H191V127H190ZM193 128H194V127L192 126L191 129H193ZM33 129H34V128H33ZM73 129H74V128H72V130H73ZM172 129H173V128H172ZM183 129H184V128H183ZM40 130H41V129H40ZM46 130H47V129H46ZM56 130H57V128H56L54 131H56ZM153 130H154V129H153ZM26 131H27V130H26ZM38 131H39V130H38ZM57 131H58V130H57ZM142 131H143V130H142ZM172 131H173V130H172ZM176 131H177V130H176ZM184 131H185V130H184ZM189 131H190V129H189ZM228 131H229V130H228ZM239 131H240V130H239ZM60 132H61V131H60ZM79 132H80V131H79ZM154 132H155V131H154ZM154 132H153V133H154ZM164 132H165V131H164ZM174 132H175V131H174ZM187 132H188V129H187ZM236 132H237V129H236ZM241 132H242V131H241ZM241 132H240V133H241ZM28 133H29V132H28ZM181 133H182V132H181ZM240 133H239V134H240ZM39 134H40V133H39ZM222 134H223V132H222ZM228 134H230V133H228ZM28 135H29V136H28ZM31 135H32V134H31ZM151 135H152V134H151ZM158 135H159V134H158ZM225 135H226V134H225ZM235 135H237V134H235ZM259 135H260V134H259ZM41 136H42V135H41ZM41 136L39 135V137H41ZM153 136H154V135H153ZM218 136H219V134H218ZM220 136H221V135H220ZM226 136H227V135H226ZM226 136H225V137H226ZM248 136H249V135H248ZM72 137H73V136H72ZM114 137H115V136H114ZM151 137H152V136H151ZM235 137H236V136H235ZM243 137H244V136H243ZM245 137H246V135H245ZM108 138H109V137H108ZM110 138H111V137H110ZM154 138H155V137H154ZM193 138H194V137H193ZM223 138H224V137H223ZM238 138H240V137H238ZM33 139L35 140V138H33ZM33 139H32V140H33ZM52 139H53V138H52ZM123 139H124V138H123ZM217 139H218V138H217ZM221 139H222V138H221ZM244 139H245V138H243V140H244ZM37 140H38V139H37ZM46 140H47V141H46ZM235 140H236V139H235ZM243 140H242V141H243ZM246 140H248V139H246ZM246 140H244V142H245ZM68 141H69V140H68ZM76 141H77V140H76ZM213 141H214V140H213ZM229 141H231V140H229ZM237 141H238V140H237ZM50 142H52V141H50ZM54 142H55V141H54ZM206 142H207V141H206ZM244 142H242V143L244 144ZM246 142H247V141H246ZM66 143H67V142H66ZM92 143H93V142H92ZM92 143H91V144H92ZM204 143H205V142H204ZM210 143H211V142H210ZM240 143H241V142H240ZM240 143H239V144H240ZM242 143H241V144H242ZM249 143H250V142H249ZM262 143H263V142H262ZM213 144H214V143H213ZM233 144H234V143H233ZM235 144H237V143H235ZM52 145H53L54 147H52ZM102 145H103V144H102ZM206 145H207V144H206ZM225 145L227 146V144H225ZM64 146H65V145H64ZM72 146H73V145H72ZM96 146H97V145H96ZM202 146H203V145H202ZM226 146H225V147H226ZM233 146H234V145H233ZM235 146H236V145H235ZM240 146H241V145H240ZM246 146H247V145H246ZM260 146H261V145H260ZM37 147H38L41 151H40ZM57 147H59L58 150H55V149H57ZM67 147H68V146H67ZM91 147H92V146H91ZM203 147H204V146H203ZM207 147H208V146H207ZM228 147H229V146H228ZM231 147H232V146H231ZM250 147H251V146H250ZM36 148H37V149H36ZM171 148H172V147H171ZM209 148H210V147H209ZM233 148H234V147H233ZM263 148H264V147H263ZM61 149H62V148H61ZM61 149H60V151H61ZM66 149H67V148H66ZM99 149H100V148H99ZM228 149H229V148H228ZM237 149H238V147H237ZM245 149H246V148H245ZM53 150H52V152H53ZM63 150L66 151L65 149H63ZM63 150H62V151H63ZM77 150H78V149H77ZM80 150H81V149H80ZM88 150H89V149H88ZM91 150H92V149H91ZM93 150H94V149H93ZM169 150H171V149H169ZM175 150H176V148H175ZM200 150H201V149H200ZM206 150H207V149H206ZM234 150H235V149H234ZM262 150H263V149H262ZM60 151H59V152H60ZM62 151H61V153H62ZM82 151H83V150H82ZM166 151H167V150H166ZM228 151H229V150H228ZM232 151H233V150H232ZM66 152H67V151H66ZM171 152H172V151H171ZM171 152H169V154H170ZM214 152H215V151H214ZM29 153H30V154H29ZM175 153H176V151H175ZM57 154H58V153H57ZM87 154H88V153H87ZM169 154H168V155H169ZM222 154H223V153H222ZM240 154H241V153H240ZM22 155H21V156H22ZM78 155L80 156V154H78ZM171 155H175V154L172 153V154H170V156H168V157H172ZM238 155H239V154H238ZM238 155H236V156H238ZM242 155H243V154H242ZM255 155H256V154H255ZM61 156H62V155H61ZM90 156H91V155H90ZM162 156H163V155H162ZM184 156H185V155H184ZM202 156H203V155H202ZM202 156H201V157H202ZM206 156H207V155H206ZM24 157H22V158H24ZM82 157H83V156H82ZM82 157H81V158H82ZM182 157H183V155H182ZM185 157H186V156H185ZM213 157H214V156H213ZM213 157H212V158H213ZM220 157H221V156H220ZM253 157H254V156H253ZM26 158H25V160H26ZM60 158H61V157H60ZM81 158H80V159H81ZM189 158H190V157H189ZM202 158H203V157H202ZM207 158H208V157H207ZM236 158H237V157H236ZM62 159H63V158H62ZM163 159H164V158H163ZM186 159H188V157H187ZM186 159H185V160H186ZM218 159H219V158H218ZM228 159H229V158H228ZM256 159H257V158H256ZM260 159H261V158H260ZM18 160H17V161H18ZM65 160H66V159H65ZM88 160H89V159H88ZM93 160H94V159H93ZM154 160H155V159H154ZM176 160H177V158H176ZM180 160H181V158H180ZM188 160H189V159H188ZM188 160H187V161H188ZM200 160H201V158H200ZM202 160H203V159H202ZM211 160H213V159H210V162H212ZM61 161H62V160H61ZM63 161H64V160H63ZM66 161H67V160H66ZM69 161H70V160H69ZM69 161H68V162H65V164H66V163L69 164ZM86 161H87V160H86ZM160 161H161V160H160ZM163 161H164V160H163ZM183 161H184V158H183ZM187 161H184V162H187ZM218 161H219V160H218ZM246 161H247V160H246ZM251 161H253V160H251ZM257 161H259V160L257 159ZM257 161H256V162H257ZM263 161H264V159H263ZM6 162H7V161H6ZM20 162H21V161H20ZM91 162H92V161H91ZM172 162H173V161H172ZM189 162H190V161H189ZM189 162H187V163H189ZM206 162H207V161H206ZM210 162H209V163H210ZM241 162H242V161H241ZM254 162H255V160H254ZM254 162H253V163H254ZM18 163H19V161H18ZM84 163L86 164V162H84ZM182 163H183V162H182ZM200 163H202V162L200 161ZM218 163H219V162H218ZM218 163H217V164H218ZM223 163H224V162H223ZM245 163H246V162H245ZM258 163H259V162H258ZM258 163H257V164H258ZM1 164H2V163H1ZM9 164H10V163H9ZM22 164H23V162H22L20 165H22ZM25 164H26V163H25ZM63 164H64V163H63ZM168 164H169V163H168ZM172 164H173V163H172ZM185 164H186V163H185ZM204 164H205V163H204ZM207 164H208V163H207ZM207 164H206V165H207ZM215 164H216V162H215ZM251 164H252V163H251ZM263 164H264V163H263ZM7 165H8V163L6 164V168H8ZM12 165H13V164H12ZM48 165H50V166H48ZM91 165H92V164H91ZM158 165H159V164H158ZM175 165H176V164H175ZM179 165H180V164H179ZM209 165H210V164H209ZM209 165H207V166H209ZM221 165H222V162H221ZM221 165H220V166H221ZM232 165H235V164H232ZM236 165H237V164H236ZM241 165H242V164H241ZM241 165H240V166H241ZM247 165H248V163H247ZM249 165H250V163H249ZM252 165H253V164H252ZM252 165H251L250 167H252ZM65 166H66V165H65ZM93 166H94V165H93ZM168 166H169V165H168ZM180 166H181V165H180ZM207 166H206V167H207ZM212 166H213V164H212ZM215 166H216V165H215ZM226 166H227V165H226ZM226 166H225V167H226ZM240 166H239V167H240ZM255 166H256V163H255L254 167H255ZM259 166H260V165H259ZM259 166H258V167H259ZM10 167H11V164H10L9 168H10ZM68 167H69V165H68ZM68 167H67V168H68ZM90 167H91V166H90ZM90 167H88V168H90ZM158 167H159V166H158ZM190 167H191V166H190ZM203 167H204V166H203ZM229 167H231V166H229ZM243 167H245V166H243ZM246 167H247V166H246ZM6 168H5V169H6ZM9 168H8V169H9ZM85 168H86V167H85ZM92 168H93V167H92ZM166 168H167V167H166ZM177 168H178V167H177ZM181 168H182V167H181ZM181 168H180V169H181ZM199 168H200V167H199ZM199 168H198V169H199ZM201 168H202V167H201ZM61 169H62V168H61ZM175 169H176V168H175ZM222 169H223V168H222ZM234 169H235V167H234ZM244 169H245V168H244ZM249 169H251V168H249ZM249 169H246V170H249ZM252 169H253V168H252ZM252 169H251V170H252ZM258 169H259V168H258ZM76 170H77V169H76ZM90 170H91V168H90ZM144 170H145V169H144ZM167 170H168V169H167ZM176 170H177V169H176ZM181 170H183V169H181ZM230 170H231V169H230ZM236 170L238 171L239 169L237 168ZM236 170H235V172H236ZM242 170H243V168H242ZM6 171H7V170H6ZM60 171H62V172H60ZM88 171H89V169H88ZM92 171H93V170H92ZM92 171H91V172H92ZM96 171H97V170H96ZM123 171H124V170H123ZM151 171H152V170H151ZM179 171H180V170H179ZM225 171L228 172L229 170H228V169H227V170L225 169ZM225 171H224V172H225ZM232 171H234V170H232ZM240 171H241V170H240ZM243 171H244V170H243ZM66 172H67V171H66ZM76 172H77V171H76ZM91 172H90V173H91ZM176 172H177V171H176ZM183 172H184V171H183ZM202 172H203V170H202ZM218 172H219V171H218ZM230 172H231V171H230ZM241 172H242V171H241ZM250 172H251V171H250ZM263 172H264V170H263ZM68 173H69V172H68ZM188 173H189V172H188ZM194 173H195V172H194ZM197 173H198V172H197ZM220 173L222 174L223 172H220ZM220 173H218V174H220ZM236 173H237V172H236ZM242 173H243V172H242ZM253 173H254V172H253ZM15 174H16V173H15ZM15 174H14V175H15ZM18 174H20V173L18 172ZM69 174H70V173H69ZM93 174H96V173L93 172ZM93 174H92V175H93ZM97 174H98V173H97ZM195 174H196V173H195ZM198 174H200V173H198ZM223 174H224V173H223ZM223 174H222V176H223ZM225 174H228V173H225ZM230 174H231V173H230ZM233 174H235V173H233ZM238 174H239V173H238ZM67 175H68V174H67ZM83 175H84V174H83ZM92 175H91V176H92ZM124 175H125V174H124ZM193 175H194V174H192V176H193ZM210 175H211V174H210ZM244 175H245V174H244ZM250 175H252V174H250ZM250 175H249V176H250ZM263 175H264V174H263ZM10 176H11V175H10ZM12 176H11V177H12ZM84 176H85V175H84ZM95 176H96V175H95ZM97 176H98V175H97ZM119 176H120V175H119ZM122 176H123V175H122ZM148 176H149V175H148ZM177 176H178V175H177ZM192 176H190V177H192ZM217 176H219V175H217ZM237 176H238V175H237ZM237 176H236V177H237ZM239 176H240V175H239ZM260 176H261V175H260ZM23 177H24V178H23ZM68 177H69V176H68ZM77 177H78V176H77ZM85 177H86V176H85ZM173 177H174V176H173ZM219 177H221V176H219ZM253 177H254V176H253ZM22 178H23V179H26V180L22 181V180H23ZM88 178H89V176H88ZM95 178H96V177H95ZM106 178H107V177H106ZM178 178H179V177H178ZM178 178H177V180H178ZM217 178H218V177H217ZM230 178H231V177H230ZM230 178H229V179H230ZM240 178H241V177H240ZM240 178H239V179H240ZM27 179H28V181H27ZM78 179H79V178H78ZM80 179H81V177H80ZM97 179H98V178H96V180H97ZM110 179H111V178H110ZM187 179H188V178H187ZM219 179H220V178H219ZM222 179H223V178H222ZM235 179H236V178H235ZM241 179L243 180V178H241ZM241 179H240V180H241ZM67 180H68V179H67ZM69 180H70V179H69ZM85 180H86V179H85ZM116 180H117V179H116ZM127 180H128V179H127ZM127 180H124V181H127ZM156 180H157V179H156ZM175 180H176V179H175ZM177 180H176V181H177ZM179 180H181V179H179ZM189 180H190V179H188V181H189ZM191 180H194V179H191ZM191 180H190V181H191ZM226 180H227V179H226ZM226 180H224L223 182H225ZM255 180H256V179H255ZM64 181H65V180H64ZM64 181H63V183H64ZM109 181H113V180H109ZM188 181H187V182L184 181V182H186V184H187V183H189ZM263 181H264V178H263ZM25 182H26V183H27V182H30V183H28V185H26ZM105 182L108 183V181H105ZM115 182H116V181H115ZM115 182H114V184H115ZM120 182H122V181H120ZM219 182H220V181H219ZM228 182H229V181H228ZM228 182H227V183H228ZM238 182H240V181H238ZM252 182H253V180L251 181V184H252ZM255 182H256V184H257V183L260 182V181H258V182L255 181ZM69 183H70V182H69ZM102 183H104V182L102 181ZM140 183H141V182H140ZM148 183H149V182H148ZM225 183H226V182H225ZM241 183H243V185H242L243 188H242L241 190L237 188V190L240 191V194L238 195V200H239V202H241V205H239V207H237V208L234 209V211L239 212V214L236 216V215L233 213V216H234V217H238V218H237V221L235 220V222H237V224H238V222H240V221L242 220V217H244V219H243V221H242V222H244V226H245V223H246L247 225L251 226V224H252L253 222H254V223H255V221L257 222V217H256L255 215H258V216H260L261 218L264 217V215H263L264 212H263V211H259L260 208L258 207V206H259L258 203H260V205H261V202H262V201H259V199L256 200L257 198H255V201H253L254 199H253V200H252V199L250 200V199H246V198H245L249 193H251V188H253V187L256 186V184H255L254 182H253V183H254L253 185L250 184V186H252V187L247 186V187H249V188H247L246 186H244V183L248 185L247 181H246V182H241ZM263 183H264V182H263ZM71 184H72V183H71ZM71 184H70V185H71ZM114 184H113L112 186L116 188V186H114ZM184 184H185V183H184ZM184 184H183V185H184ZM239 184H240V183H239ZM239 184H238V185H239ZM258 184H259V183H258ZM16 185H17V184H16ZM77 185H78V184H77ZM106 185H107V184H106ZM108 185H109V184H108ZM116 185H117V184H116ZM143 185H144V184H143ZM147 185H148V184H147ZM190 185H191V184H190ZM216 185H217V184H216ZM219 185H220V184H219ZM222 185H223V184H222ZM228 185H229V184H228ZM228 185H227V186H228ZM240 185H241V184H240ZM254 185H255V186H254ZM58 186H60V185L58 184ZM68 186H69V185H68ZM71 186H72V185H71ZM79 186H80V185H79ZM81 186H82V185H81ZM118 186H120V185H118ZM121 186H123V185H121ZM173 186H174V185H173ZM173 186H172V187H173ZM176 186H177V185H176ZM185 186H186V185H185ZM203 186H204V184H203ZM210 186H211V185H210ZM234 186H235V184H234ZM257 186H258V185H257ZM56 187H57V186H56ZM56 187H55V189H56ZM83 187H84V186H83ZM109 187H110V185H109ZM139 187H140V186H139ZM139 187H138V188H139ZM192 187H193V186H192ZM196 187H197V186H196ZM200 187H201V184H200L199 188H200ZM211 187H212V186H211ZM261 187H262V186H261ZM57 188H58V187H57ZM75 188H76V187H75ZM77 188H78V186H77ZM115 188H114V189H115ZM120 188H121V187H118V190H119ZM122 188H123V187H122ZM141 188H142V189H141ZM143 188H144V190L146 191V189H147L148 187H147V186H146V187L143 186V187H140L139 189L142 191ZM202 188H203V187H202ZM231 188H232V187H231ZM233 188H234V187H233ZM63 189H64V188H63ZM79 189H80V188H79ZM82 189H83V188H82ZM87 189H88V188H87ZM89 189H90V188H89ZM100 189H101V188H100ZM114 189H113L112 191H114ZM123 189H124V188H123ZM132 189H134V188L132 187ZM132 189H131V190H132ZM150 189H151V188H150ZM150 189H149V190H150ZM179 189H180V188H179ZM185 189H188L190 192H192V189H191V190H190L189 188H185ZM203 189H204V188H203ZM211 189H212V188H211ZM235 189H236V188H235ZM59 190H60V189H59ZM98 190H99V189H98ZM102 190H104V189H102ZM118 190H117V191H118ZM144 190H143V191H144ZM152 190H153V189H152ZM177 190H178V189H177ZM188 190H187L186 192H188ZM198 190H199V189H198ZM204 190H205V189H204ZM204 190H203V191H204ZM208 190H209V189H208ZM212 190H213V189H212ZM233 190H234V189H233ZM53 191H54V190H53ZM75 191H76V189H75ZM90 191H91V190H90ZM123 191H124V190H123ZM127 191H128V190H127ZM143 191H142V193H143ZM154 191H156V190L154 189ZM178 191H179V190H178ZM180 191L182 192L181 189H180ZM200 191H201V190H200ZM54 192H55V191H54ZM56 192H57V191H56ZM85 192H87V191H85ZM104 192H106V191L104 190ZM118 192H119V191H118ZM132 192H133V190H132ZM132 192H131L130 194H132ZM146 192H148V191H146ZM190 192H189V193H190ZM193 192H194V191H193ZM206 192H207V191H206ZM222 192H223V191H222ZM224 192H225V191H224ZM231 192H233V191L231 190ZM231 192H228V193H231ZM235 192H236V191H235ZM11 193H12V192H11ZM76 193H77V192H76ZM156 193L159 194V191L156 192ZM162 193H163V192H162ZM167 193H168V192H167ZM199 193H200V192H199ZM202 193H203V192H202ZM219 193H220V191H219ZM236 193H237V192H236ZM261 193H262V192H261ZM24 194H25V193H24ZM48 194H50V193H48ZM96 194H97V191H96ZM104 194H105V193H104ZM117 194H118V193H117ZM138 194H139V193H138ZM184 194H185V193H184ZM186 194H187V193H186ZM217 194H218V193H217ZM220 194H221V193H220ZM220 194H219V195H220ZM225 194H226V193H225ZM253 194H254V193H253ZM12 195H13V194H12ZM43 195L45 196V194H43ZM168 195H169V193H168ZM168 195H166V196H168ZM193 195H195V194H193ZM208 195H209V194H208ZM213 195H214V194H213ZM222 195H223V194H222ZM260 195H262V194H260ZM31 196H32V195H31ZM37 196H38V195H37ZM46 196H47V194H46ZM48 196H49V195H48ZM58 196H59V195H58ZM74 196H75V195H74ZM74 196H73V197H74ZM102 196H103V195H102ZM104 196H106V195H104ZM118 196H119V195H118ZM118 196H117V197H118ZM129 196H131V195H129ZM151 196H152V195H151ZM159 196H160V195H159ZM159 196H158V197H159ZM161 196L163 197V194H161ZM210 196H211V195H210ZM215 196H216V195H215ZM220 196H221V195H220ZM220 196H218V197H219L220 199H222ZM224 196H225V195H224ZM228 196H229V195H228ZM11 197H12V196H11ZM13 197H14V195H13ZM13 197H12V198H13ZM63 197H64V196H63ZM108 197H109V196H108ZM131 197H132V196H131ZM152 197L154 198V196H152ZM164 197H165V196H164ZM168 197H169V196H168ZM197 197H199V196H197ZM218 197L216 196V199H217V201L219 200L218 203H220L221 200H220ZM256 197H257V196H256ZM7 198H9V197H7ZM12 198H9V199L12 200ZM15 198H16V197H15ZM29 198H30V197H29ZM29 198H28V199H29ZM43 198H45V197H43ZM57 198H58V197H57ZM59 198H61V197H59ZM80 198H81V197H80ZM80 198H79V199H80ZM109 198H110V197H109ZM132 198H133V197H132ZM147 198H148V197H147ZM159 198H161V197H159ZM171 198H172V197H171ZM195 198H196V196H195ZM223 198H224V197H223ZM251 198H252V197H251ZM13 199H14V198H13ZM28 199H27V200H28ZM48 199H49V198H48ZM103 199H104V198H103ZM119 199H120V198H118V200H119ZM155 199H156V198H155ZM169 199H170V198H169ZM169 199H168V200H169ZM196 199H197V198H196ZM196 199H193V200L197 201ZM202 199H204V197H203ZM216 199H215V200H216ZM260 199H261V198H260ZM30 200H31V201H29V203L31 202L30 204H32V200H33V199L30 198ZM56 200H57V199H56ZM142 200H143V198H142ZM148 200H149V199H148ZM151 200H152V199H151ZM153 200H154V199H153ZM153 200H152V201H153ZM161 200H162V199H161ZM164 200H165V199H164ZM171 200H173V199H171ZM190 200H191V199H190ZM215 200H214V201H215ZM261 200H263V198H262ZM0 201H1V200H0ZM9 201H10V200H9ZM16 201H17V200H16ZM37 201H38V199H37ZM37 201H36V202H37ZM51 201H52V200H51ZM54 201H55V200H54ZM82 201H83V198H82ZM82 201H81V202H82ZM91 201H95V198H94L93 200H91ZM124 201H125V200H124ZM152 201H151L150 203H152ZM158 201L161 203L160 200H158ZM204 201H205V200H204ZM214 201H213V202H214ZM224 201H225V200H224ZM256 201H259V202H256ZM2 202H3V201H2ZM11 202H12V201H11ZM26 202H27V201H26ZM64 202H66V201H64ZM85 202H86V201H85ZM88 202H89V201H88ZM162 202H163V201H162ZM164 202H165V201H164ZM164 202H163V203H164ZM188 202H189V201H188ZM221 202H222V201H221ZM229 202H230V201H229ZM9 203H10V202H9ZM14 203H15V202H14ZM14 203H13V204H14ZM16 203H17V202H16ZM37 203H38V202H37ZM45 203H46V202H45ZM45 203H44V206H45ZM89 203H90V202H89ZM92 203H93V202H92ZM128 203H129V202H128ZM131 203H132V202H131ZM173 203H175V202L173 201L172 204H173ZM197 203H198V201H197ZM203 203H204V202H203ZM209 203H210V202H209ZM214 203H215V202H214ZM227 203H228V201H227ZM227 203H226V204H227ZM232 203H233V201H232ZM17 204H18V203H17ZM24 204H25V203H24ZM39 204H40V201H39ZM39 204H38V207H36V208H37L36 210H38V209L41 207V206L39 207ZM66 204H67V203H66ZM82 204H83V202H82ZM158 204H159V203H158ZM167 204H168V203H167ZM170 204H171V203H169L168 205H170ZM172 204H171V205H172ZM210 204H211V203H210ZM226 204H224V205H226ZM229 204H230V203H229ZM234 204H235V203H234ZM236 204H238V203H236ZM236 204H235V205H236ZM7 205H8V203H7ZM19 205H20V204H19ZM36 205H37V204H36ZM63 205H64V204H62V206H63ZM67 205H68V204H67ZM85 205H86V204H85ZM168 205H167V207H169ZM203 205H204V204H203ZM208 205H209V204H208ZM208 205H207V206H208ZM215 205H216L215 208H216V207L218 208V206L221 207V209L219 208V209H220V212L225 216V218H229V219L232 218V219H234L233 216H232V214H231V213H232L231 211H232L233 207L231 208V211H229V212H231V213H229V212L225 211V210H226V209H225L226 207H223V208H224V210H223V208H222V205H223V204L217 205V203H216ZM4 206H5L4 203H1V205H0V218H1L2 216L5 217V216L9 215V212H10V214H11V213H12V214H13V213L15 214V213H18V212H19V211H18V210H19L18 207H15V208H13V209L11 210L10 208H7L8 206H7L6 208H5ZM11 206H12V205H11ZM11 206H10V207H11ZM13 206H17V205H13ZM79 206H80V205H79ZM82 206H83V205H81L80 207H82ZM150 206H151V205H150ZM157 206H158V205H157ZM162 206L165 207V205H162ZM190 206H191V204H190ZM195 206H196V205H195ZM230 206H231V204H230ZM230 206H229V207H230ZM233 206H234V205H233ZM48 207H49V206H48ZM48 207H47V208H48ZM54 207H55V206H54ZM64 207H65V205L63 206V208H61V207H59V208H61L62 211H63ZM73 207H74V206H73ZM76 207H77V206H76ZM80 207H79V209H80ZM90 207H91V206H90ZM118 207H119V206H118ZM163 207H161L160 209H163ZM204 207H205V206H204ZM263 207H264V206H263ZM32 208H33V206H32ZM57 208H58V207H57ZM82 208H83V207H82ZM111 208H112V207H111ZM111 208H110V209H111ZM115 208H116V206H115ZM147 208H148V207H147ZM149 208H150V207H149ZM149 208H148V209H149ZM206 208H207V207H206ZM261 208H262V207H261ZM68 209H70V208H68ZM71 209H74V208H71ZM71 209H70V210H71ZM75 209H76V208H75ZM79 209L77 208V210H78V211L76 210L77 212H75V211L72 210V213L74 214L75 217H79V218H80V214L78 213V212H79ZM155 209H156V208H155ZM167 209H168V208H167ZM190 209H192V208L190 207ZM42 210H43V209H42ZM56 210L59 211L60 209H59V210L56 209ZM70 210H69V213H71ZM157 210H158V209H157ZM163 210H164V209H163ZM165 210H166V209H165ZM247 210L250 211V212H252V213H251V214H252L251 217H250V216H247V215L245 214V212H246ZM263 210H264V209H263ZM8 211H9V212H8ZM57 211H56V212H57ZM62 211H60V212H61V213H65L66 210H65L64 212H62ZM67 211H68V210H67ZM81 211L84 212L83 209H82ZM108 211H109V210H108ZM167 211H168V210H166V212H165V211H162V212H164V213L167 214ZM169 211H170V210H169ZM171 211H172V210H171ZM202 211H203V210H202ZM216 211H217V210H216ZM60 212H59V213H60ZM83 212H82V213H83ZM105 212H106V211H105ZM262 212H263V213H262ZM69 213H68V214H69ZM82 213H81V214H82ZM122 213H123V212H122ZM246 213H247V212H246ZM56 214H57V213H56ZM65 214H66V213H65ZM83 214H84V213H83ZM119 214H121V213H119ZM119 214H118V215H119ZM124 214H126V213H124ZM222 214H220V215H222ZM244 214H245V215H244ZM52 215H53V214H52ZM63 215H64V214H63ZM63 215H62V216H63ZM71 215H72V214H71ZM164 215H165V214H164ZM189 215H191L192 218H196V214H195L192 210L190 211V214H189ZM217 215H218V214H217ZM9 216H10V215H9ZM49 216H50V214H49ZM60 216H61V215H60ZM64 216H65V215H64ZM87 216H88V215H87ZM109 216H111V215H109ZM224 216H223V217H224ZM7 217H8V216H7ZM10 217H11V216H10ZM57 217H58V216H57ZM121 217H122V216H121ZM217 217H218V216H217ZM79 218H78V219H79ZM99 218H100V217H99ZM128 218H129V216H128ZM128 218H123V219H128ZM130 218H131V217H130ZM135 218H136V217H135ZM184 218H185V222H184V220H181V221H182L183 223H188V220H186L187 218H186V217H183V219H184ZM219 218H220V217H219ZM13 219H14V218H13ZM29 219H30V218H29ZM88 219H89V218H88ZM112 219H113V218H112ZM188 219H190V218L188 217ZM223 219H224V218H223ZM1 220H2V219H1ZM106 220H107V219H106ZM120 220H121V219H120ZM129 220H130V219H129ZM202 220H203V219H202ZM219 220L222 221V218L218 219V221H219ZM225 220H226V219H225ZM225 220H224V221H225ZM262 220H263V219H262ZM262 220H261V221H262ZM70 221H72V220H70ZM73 221H74V220H73ZM75 221H76V220H75ZM88 221H89V220H88ZM224 221H223V222H224ZM229 221H230V220H229ZM258 221H259V220H258ZM263 221H264V220H263ZM263 221H262V223H263ZM0 222H1V221H0ZM34 222H35V221H34ZM112 222H114V221H112ZM225 222H227V221H225ZM235 222H234V223H235ZM66 223H67V222H66ZM95 223H96V222H95ZM127 223H128V222H127ZM219 223L222 224L221 222H219ZM231 223H232V222H231ZM3 224H4V223H3ZM34 224H35V223H34ZM36 224H37V223H36ZM47 224H48V223H47ZM82 224H84V223H82ZM112 224H113V223H112ZM119 224H121V223H119ZM119 224H118V225H119ZM133 224H134V223H133ZM135 224H136V223H135ZM173 224H174V223H173ZM91 225H92V224H91ZM183 225H185V224H183ZM224 225H225V223H223V228L221 227L222 229L225 228ZM235 225H236V224H235ZM239 225H242V224L240 223ZM258 225H259V223H258ZM4 226H6V225H4ZM41 226H42V225H41ZM50 226H51V225H50ZM89 226H90V225H89ZM219 226H222V225H219ZM263 226H264V225H263ZM263 226H262V227H263ZM85 227H86V226H85ZM90 227H91V226H90ZM132 227H133V226H132ZM231 227H232V226H231ZM236 227H237V226H236ZM238 227H239V226H238ZM253 227H255V226L253 225ZM256 227H257V226H256ZM256 227H255V228H256ZM3 228H5V227H3ZM51 228L53 229V227H51ZM221 228H220V230H222ZM249 228H250V227H249ZM62 229H63V228H62ZM125 229H126V228H125ZM226 229H227V228H226ZM247 229H248V228H247ZM256 229H257V228H256ZM262 229H263V228H262ZM40 230H41V229H40ZM88 230H89V229H88ZM239 230H240V229H239ZM258 230H259V229H258ZM27 231H28V230H27ZM124 231H125V230H124ZM243 231H244V229H243ZM32 232H33V231H32ZM49 232H50V231H49ZM52 232H53V231H52ZM220 232H221V231H220ZM222 232L224 233L225 231L223 230ZM253 232H254V228H253ZM253 232H252V233H253ZM256 232H257V230H256ZM256 232H255V234H256ZM27 233H28V232H27ZM44 233H47V232H44ZM44 233H43V234H44ZM65 233H66V232H65ZM163 233H164V232H163ZM241 233H242V232H241ZM246 233H247V232H246ZM252 233H251V234H252ZM258 233H259V231H258ZM47 234H48V233H47ZM224 234H225V233H224ZM226 234H227V232H226ZM32 235H33V234H32ZM32 235H31V236H32ZM44 235H45V234H44ZM63 235L65 236V234H63ZM34 236H36L35 232H34L33 237H34ZM45 236H46V235H45ZM242 236H243V235H242ZM254 236H255V235H254ZM256 236H257V235H256ZM260 236H261V235H260ZM33 237H32V238H33ZM234 237H235V236H234ZM238 237H240V236H238ZM245 237H246V236H245ZM23 238H24V237H23ZM41 238H42V236H41ZM41 238H40V239H41ZM68 238H70V237H68ZM241 238H242V237H241ZM246 238H248V237H246ZM246 238H245V240H246ZM261 238H262V237H261ZM225 239H226V238H225ZM238 239H240V238H238ZM257 239H258V238H257ZM30 240H31V239H30ZM35 240H36V239H35ZM228 240H229V239H228ZM24 241H25V240H24ZM31 241H32V240H31ZM150 241H151V240H150ZM238 241H239V240H237V243H238ZM249 241H250V240H249ZM252 241H253V240H252ZM256 241H257V240H256ZM259 241H260V240H259ZM27 242H28V240H27ZM242 242H243V241H242ZM242 242H241V243H242ZM247 242H248V241H247ZM247 242H244V243H247ZM254 242H255V241H254ZM257 242H258V241H257ZM24 243H25V242H24ZM91 243H92V242H91ZM91 243H90V246H91ZM105 243H106V242H105ZM239 243H240V242H239ZM250 243H251V242H250ZM263 243H264V242H263ZM100 244H101V243H100ZM100 244H99V245H100ZM102 244H103V243H102ZM111 244H112V243H111ZM81 245H82V242H81ZM247 245H248V244H247ZM249 245H250V244H249ZM84 246H85V245H84ZM87 246H88V244H87ZM225 246H226V245H225ZM244 246H245V244H244ZM244 246H243V247H244ZM261 246H262V245H261ZM261 246H259V247H261ZM263 246H264V245H263ZM85 247H86V246H85ZM111 247H112V246H111ZM153 247H156V246H153ZM232 247H233V246H232ZM238 247H239V246H238ZM82 248H83V245H82ZM102 248H104V247H102ZM236 248H237V247H236ZM241 248H242V246H241ZM252 248H253V247H252ZM263 248H264V247H263ZM24 249H25V248H24ZM86 249H89V248H86ZM92 249H93V247H92ZM99 249H100V248H99ZM110 249H111V248H110ZM152 249H154V248H152ZM259 249H260V248H259ZM259 249H258V250H259ZM90 250H91V249H90ZM93 250H94V249H93ZM93 250H91V251H93ZM227 250H228V249H227ZM240 250H241V249H240ZM245 250H246V249H245ZM247 250H248V248H247ZM263 250H264V249H263ZM84 251H85V250H83V253H84V255H86V253H87L88 250L85 251L86 253H85ZM91 251H90V252L88 251V252L91 253ZM94 251H95V250H94ZM223 251H224V250H223ZM242 251H244V250H242ZM242 251H241V252H242ZM233 252H234V251H233ZM261 252H262V251H261ZM94 253H96V252H94ZM235 253H236V252H235ZM235 253H234V254H235ZM237 253H238V252H237ZM239 253H240V252H239ZM239 253H238V254H239ZM258 253H259V252H258ZM263 253H264V252H263ZM263 253H262V254H263ZM234 254H232V255L235 256V257H237V256H236L237 254H236V255H234ZM241 254H245V253L242 252ZM92 255H93V254H92ZM94 255H95V254H94ZM255 255H257V254H255ZM233 256H232V257H233ZM252 256H253V254H252ZM74 257H75V256H74ZM79 257H80V256H79ZM87 257H88V256L86 255V259H87ZM115 257H116V256H115ZM167 257H168V256H167ZM239 257H241V255H240ZM261 257H262V255H261ZM75 258H76V257H75ZM89 258H90V257H89ZM89 258H88V259H89ZM94 258H95V257H94ZM242 258H243V257H242ZM255 258H256V256H255ZM92 259H93V258H92ZM114 259H115V258H114ZM116 259H117V258H116ZM228 259H229V258H228ZM230 259H231V258H230ZM233 259H234V258H233ZM237 259H239V258L237 257ZM248 259H249V257H248ZM258 259H259V258H258ZM258 259H256V260L261 262V259H262V258H260V260H258ZM74 260H75V259H74ZM94 260H95V259H94ZM224 260H225V259H224ZM67 261H68V260H67ZM85 261H86V260H85ZM234 261H236V260H234ZM234 261H233V262H234ZM251 261H252V260H251ZM251 261H250V262H251ZM262 261H263V260H262ZM74 262H75V261H74ZM83 262H84V261H83ZM89 262H90V261H89ZM103 262H104V260H103ZM229 262H230V261H229ZM229 262H228V263H229ZM248 262H249V261H248ZM95 263H96V262H95ZM225 263H226V262H225ZM252 263H253V262H252ZM70 264H71V262H70ZM82 264H83V263H82ZM102 264H103V263H102ZM115 264H116V263H115ZM237 264H238V263H237ZM241 264H242V263H241ZM245 264H246V262H245ZM248 264H249V263H248ZM250 264H251V263H250Z\"/></svg>", "mask_w": 264, "mask_h": 264}]
</instances>
